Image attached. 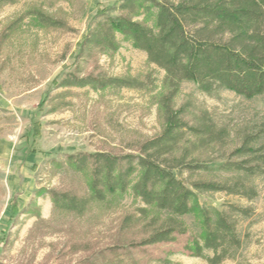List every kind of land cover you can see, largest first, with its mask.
Wrapping results in <instances>:
<instances>
[{"label": "rangeland", "instance_id": "rangeland-1", "mask_svg": "<svg viewBox=\"0 0 264 264\" xmlns=\"http://www.w3.org/2000/svg\"><path fill=\"white\" fill-rule=\"evenodd\" d=\"M118 1L15 0L0 8V264H210L206 256L184 249L188 233L170 243L115 248L117 241L147 231L145 219L122 227L140 204L130 192L95 201L83 215L55 208L51 197L54 188L88 189L87 178L66 163V154L130 151L131 144L166 127L162 100L169 81L144 50L123 40L118 51H97L86 63L80 58V45L97 14ZM36 12L56 24L42 22ZM76 70L148 76L152 83L142 88L59 86L66 73ZM172 103L187 105L190 118L206 110L233 133L264 121L260 95L249 99L230 89L209 95L187 80ZM255 184L259 196L253 200L219 191L201 197L207 205L231 201L254 210L240 223L243 247L218 264H264V173ZM183 218L197 230L192 215Z\"/></svg>", "mask_w": 264, "mask_h": 264}, {"label": "trees", "instance_id": "trees-1", "mask_svg": "<svg viewBox=\"0 0 264 264\" xmlns=\"http://www.w3.org/2000/svg\"><path fill=\"white\" fill-rule=\"evenodd\" d=\"M14 1L0 0V8ZM111 8L97 14L80 45V58L86 63L97 51H118L123 40L144 50L169 81L162 100L166 127L131 144L130 151L66 154V163L89 185L86 191L50 189L55 208L83 215L95 201L130 192L140 204L122 227L145 219L147 231L117 241L115 248L170 243L188 233L184 249L206 256L210 264L234 257L245 243L240 223L253 208L231 201L207 205L201 197L217 191L248 200L259 196L255 179L264 173V121L233 133L208 111L190 118L187 105L175 108L172 102L185 80L209 95L230 89L264 99V0H119ZM40 19L56 24L45 15ZM151 81L76 70L66 73L59 86L142 88ZM187 214L194 217L196 231L183 218Z\"/></svg>", "mask_w": 264, "mask_h": 264}]
</instances>
